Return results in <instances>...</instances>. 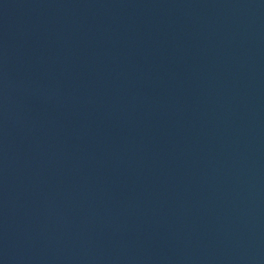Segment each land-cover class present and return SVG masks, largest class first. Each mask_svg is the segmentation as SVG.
<instances>
[{"label": "water", "instance_id": "1", "mask_svg": "<svg viewBox=\"0 0 264 264\" xmlns=\"http://www.w3.org/2000/svg\"><path fill=\"white\" fill-rule=\"evenodd\" d=\"M0 264H264V0H0Z\"/></svg>", "mask_w": 264, "mask_h": 264}]
</instances>
